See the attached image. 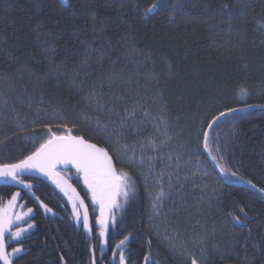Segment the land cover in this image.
Masks as SVG:
<instances>
[{"label": "trees", "instance_id": "obj_1", "mask_svg": "<svg viewBox=\"0 0 264 264\" xmlns=\"http://www.w3.org/2000/svg\"><path fill=\"white\" fill-rule=\"evenodd\" d=\"M0 98L8 105L0 165L32 154L49 129H70L106 148L135 182L112 211L102 257L100 206L76 170L69 173L92 218L88 240L60 187L30 177L18 179L21 187L0 185V205L17 189L33 209L13 264H120L121 252L125 264H192L189 251L175 255L149 232L141 169L119 153L161 141L160 124L190 148L199 145L216 176L215 228L207 229L219 235L195 258L264 264V109L229 112L208 128L222 111L264 104V0H0ZM205 132L216 161L205 151Z\"/></svg>", "mask_w": 264, "mask_h": 264}, {"label": "rangeland", "instance_id": "obj_2", "mask_svg": "<svg viewBox=\"0 0 264 264\" xmlns=\"http://www.w3.org/2000/svg\"><path fill=\"white\" fill-rule=\"evenodd\" d=\"M7 109V103L0 98V116ZM162 127L160 124L155 133L159 139L162 138L161 141H155L154 144L146 141L141 146L131 148L123 146L119 153H124L126 162L133 168L141 169L139 177L145 188L146 222L149 232L170 252L181 255L182 251H189L192 256L187 255V259L191 262L196 260L197 264H200L199 261L204 258L201 256L202 259H196L194 251L208 246L210 242L208 240L214 238L212 234L213 236L216 234L217 237L219 235V232L211 233L207 229V224L212 225L211 206L218 188L216 176L212 169L202 164L199 145L190 148L178 136L166 134L167 128ZM177 135L183 136V133L178 131ZM125 160L123 159V162ZM12 183L16 185L17 181ZM161 192L163 196L157 200L156 197ZM16 193H19V196L9 207V201ZM20 195V191L16 189L11 197L0 205L3 214L11 219V226L5 234L6 250L9 254L15 247L8 248V244L18 240L12 233L21 229H23L21 234L26 233L30 228L29 224L26 225L27 219L33 212L32 208L23 205ZM121 199L122 197L120 203ZM28 209H32L31 213H28ZM212 226L215 228V224Z\"/></svg>", "mask_w": 264, "mask_h": 264}, {"label": "snow or ice", "instance_id": "obj_3", "mask_svg": "<svg viewBox=\"0 0 264 264\" xmlns=\"http://www.w3.org/2000/svg\"><path fill=\"white\" fill-rule=\"evenodd\" d=\"M63 4H67L68 0H61ZM157 7L153 4L151 8L147 10L152 12ZM227 5H225V8ZM240 95L243 97L247 95V89L241 88ZM264 107V106H262ZM237 109H228L227 112L222 111L216 116L209 124L208 128L211 129L214 124H216L221 117L228 115L229 112H235ZM204 147L208 155L212 157L214 161L216 158L212 155V151L209 147V136L208 133H204ZM72 165L76 170L83 174V179L85 185L91 192V198L93 203L99 204L100 206V217L97 218V224L100 225L101 230L99 235L103 238L106 236L107 232V220L105 218V211L112 212L113 209H119L122 204L118 202V198L122 197L125 201L128 199L129 194L134 191L135 182L133 177L125 171H118L114 166L112 157L104 149L98 148L95 144L88 143L82 137L72 135L69 129L67 133L57 135L51 133L49 129L48 138L40 144L30 156L25 159L20 160L18 163H9L0 165V178H11L13 181H18V176L26 171H39L44 175H47L54 179L58 187L68 195V189H71L72 193L76 190L71 188V185L67 184V181H63L59 173L56 171L58 165ZM217 167L221 168L222 174H228L226 169L217 162ZM235 176L236 173H231ZM248 183H251L250 181ZM27 188H31V185H25ZM253 188L256 185H252ZM264 192V189H260ZM19 193L13 195L12 200L9 201V207L13 205V202L17 199ZM163 196V192L156 197L160 200ZM69 200L73 204V214L76 217L77 222L80 221V213L77 210L76 200H79L78 194L73 197L69 196ZM46 207V206H45ZM79 207H84V201L79 200ZM47 211L51 209L46 208ZM32 209H28V213H31ZM244 210L241 209V212ZM114 218V217H113ZM21 219V217H17ZM237 224L243 223L239 216L233 217ZM11 226V219L3 214V210L0 209V261L3 264H13L11 255L19 253L21 249L13 248L11 254L6 250L7 245L5 243V234L8 228ZM32 225H28L31 227ZM83 227L92 231L89 226V218L87 209H85L83 216ZM23 229L12 233L14 238H18L21 235ZM128 238L125 237L117 245L120 248L125 244ZM106 242V241H105ZM115 255V254H114ZM120 264H125V257L123 252L119 254ZM192 264H197L196 260L192 261Z\"/></svg>", "mask_w": 264, "mask_h": 264}, {"label": "water", "instance_id": "obj_4", "mask_svg": "<svg viewBox=\"0 0 264 264\" xmlns=\"http://www.w3.org/2000/svg\"><path fill=\"white\" fill-rule=\"evenodd\" d=\"M262 106H264V104H263V105L252 104V105L241 106V107L236 108V109H237L238 112H241V111H248V110H252V109H261V110H263L264 107H262ZM87 142H88V141H87ZM88 143H92V142H88ZM92 144H94V143H92ZM95 145H96V144H95ZM96 146H97V145H96ZM97 147H98V146H97ZM98 148H101V149H104L105 151H107L105 148H102V147H98ZM107 152H108V151H107ZM108 154H109V153H108ZM112 160H113V158H112ZM113 163H114V160H113ZM114 166H115V164H114ZM60 168H62V169H69V168L76 169V168L73 167V166L70 165V164L67 165V166H65V165H58L57 168H56V171L59 173L60 177L63 178V181H67V184H68V185H71V188H74V189H75V187L73 186L72 182H71V181H68V179L65 178V176H63V175L58 171ZM26 176H31V177H34V178H36V179L39 178V179H42L43 181H45V182H47V183H50V184H53V185H57V183L54 182V179H53V178H51V177H49V176H47V175H44L43 173H41V172H39V171H35V170H32V171H26V172H24L23 174L19 175L18 177H26ZM10 179H11V178H0V184H3V183L5 182V180H10ZM75 190H76V189H75ZM68 193L70 194V196H73V197H75V196L78 194V196H79V200H83V199L81 198L79 192H77V190H76L75 193H72V192H71V189H68ZM79 200H76V204H77V206H78V210H79V213H80V221H79V223L82 222V224H83V216H84L85 209H87V206H86V204H85V202H84V207H79ZM87 213H88V209H87ZM111 214H112V212L105 211V218H106V220H107V225L109 224V223H108V220H109ZM88 218H89V226H90V228L92 229V225L90 224L89 213H88ZM95 224H96L98 227H100V225L97 224V222H95ZM83 231H84V235H86V238H87V239L92 238L91 231L86 230L84 227H83ZM104 242H105V237L102 238V242H101L102 249H103L104 246H105V245H104Z\"/></svg>", "mask_w": 264, "mask_h": 264}, {"label": "bare ground", "instance_id": "obj_5", "mask_svg": "<svg viewBox=\"0 0 264 264\" xmlns=\"http://www.w3.org/2000/svg\"><path fill=\"white\" fill-rule=\"evenodd\" d=\"M129 162V161H128ZM42 181V180H41ZM44 182V181H43ZM46 183V182H45ZM46 184H49V183H46ZM259 193H260V195H262L263 197H264V193L263 192H261V191H259ZM92 224V223H91ZM95 224V223H94ZM96 225V224H95ZM92 229H93V224H92ZM82 230H83V228H82ZM84 232V231H83ZM87 239V238H86ZM88 240V239H87Z\"/></svg>", "mask_w": 264, "mask_h": 264}, {"label": "flooded vegetation", "instance_id": "obj_6", "mask_svg": "<svg viewBox=\"0 0 264 264\" xmlns=\"http://www.w3.org/2000/svg\"><path fill=\"white\" fill-rule=\"evenodd\" d=\"M8 247H13V246L11 244H9Z\"/></svg>", "mask_w": 264, "mask_h": 264}]
</instances>
